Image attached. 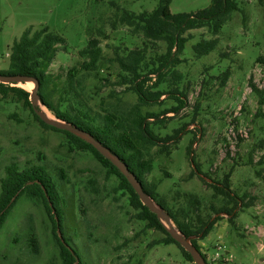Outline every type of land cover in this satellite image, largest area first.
I'll return each instance as SVG.
<instances>
[{
	"label": "rangeland",
	"instance_id": "374dc122",
	"mask_svg": "<svg viewBox=\"0 0 264 264\" xmlns=\"http://www.w3.org/2000/svg\"><path fill=\"white\" fill-rule=\"evenodd\" d=\"M161 2L0 0V71L8 68L12 44L29 29L37 31L47 28L64 39L66 51L60 47L56 49L48 70L62 77L77 63L78 52L92 35H96L98 29L107 35V39L103 36L99 38L106 58L114 57L113 49L116 46L129 49L140 47V36H132L125 27L112 31L107 24L108 18L120 16L123 12L150 13ZM211 3L212 0H169L168 6L173 15H190L208 8ZM239 9L222 27L217 48L207 56L193 58V46L202 37L211 38L207 29L186 33L193 37L186 44L183 57H180L186 61L174 68L182 73L183 79L175 86L169 83L160 85L159 90L165 92L159 99L160 104L153 103L146 107L149 112L163 114L178 106L174 98L185 101L184 108L177 113L168 112L160 117L164 120V128H153L154 133L162 138L173 136L176 130L180 134L173 143H166L171 151L169 156L156 154L153 171L147 180L158 182V194L164 196L168 203H172L177 191L197 195L202 200V212L213 219L218 217L209 234L198 242L201 251L208 256L215 252L220 254L217 264H264V116L257 114L258 98L249 84L251 80L258 89H264V62L257 61L264 59V0H239ZM160 52H164L163 45ZM228 70L230 76L221 87L218 77ZM116 72L115 63L104 64L101 75L109 81H102L103 86L99 94L96 93V101L104 100L109 104L120 99L125 103H135V96L123 94L125 87L115 85ZM170 76L166 74L165 79H170ZM151 80L147 86H152L155 76H151ZM24 84L16 86L30 93L33 85L28 82L30 85L26 87ZM95 84L92 80L87 82L90 89ZM42 110L50 115L49 118L54 117L46 108L42 107ZM262 112L264 114V107ZM12 113L17 114L16 119L9 117ZM64 144L62 135L40 127L28 112L22 110L21 105L15 108L0 104V179L4 177L5 166L10 163L24 167L27 163L45 162L49 168L64 167L69 179L76 184L96 176L103 185L100 165L89 156L67 154ZM157 150L158 147H155L153 152ZM192 161L209 180L223 183L227 178L231 190L239 198H244V203L251 205L236 208L234 225L229 223L226 215L214 212L220 207V199L211 200L214 191L191 175L194 169ZM106 187L109 189L110 184L107 183ZM82 196L79 212L76 210L79 203L75 201V209L69 201L65 209V230L69 232L76 228L79 231L80 237H75L74 245L86 264H116L139 251H145L143 264H192L183 258L175 244H160L147 250V244L163 237L155 232H150L144 238L140 236L120 251H113L112 247L139 233L141 225L130 218L131 211L124 216L128 208L120 209L119 205L111 204L109 200H99L100 197L85 191H82ZM175 199L176 207L184 205L180 198ZM119 204L124 203L121 201ZM210 204L215 207L214 211H210ZM27 218L32 220L34 233L39 240L40 254L36 256V263H32L34 258L24 240L18 244L12 242L19 229L18 238L24 237ZM83 219L96 226V235L98 230L101 231L100 247L96 248L86 241ZM119 223L120 238L115 239L114 229L109 228L117 227ZM67 232L64 235L69 240ZM51 240L50 226L42 210L20 198L0 229V264H10L12 261V254L5 259L9 256L11 245L15 247V254L24 259L22 264H43L55 253ZM218 246L221 247L219 250ZM96 249L100 252L99 256ZM118 256L120 260H116Z\"/></svg>",
	"mask_w": 264,
	"mask_h": 264
},
{
	"label": "trees",
	"instance_id": "16d2710c",
	"mask_svg": "<svg viewBox=\"0 0 264 264\" xmlns=\"http://www.w3.org/2000/svg\"><path fill=\"white\" fill-rule=\"evenodd\" d=\"M168 1L162 0L159 7L150 13L123 12L120 16L108 18L107 24L112 31L125 27L128 28L132 36H140V47L129 49L116 46L113 49L114 57L106 58L100 47L99 38L103 36L104 39H107V35L98 29L96 35H92L86 46L78 52L77 63L69 68L62 77L49 73L48 70L53 62L56 49L60 47L66 51L64 39L49 32L47 28L37 31L29 29L12 44L8 55V68L0 71V75H22L35 78L39 83L38 96L41 104L56 119L68 122L87 132L117 155L129 172L140 182L144 192L168 214L178 231L185 237H194L191 242L206 261V256L201 251L198 242L209 234L218 217L213 219L211 215L202 212V200L197 195L181 194L177 191L175 198H180L184 205L176 207L175 198L172 199V203H168L164 196L158 194V182L147 180L153 171L156 154L169 156L171 151L166 143H173L180 134V131L176 130L173 136L162 138L154 133L153 128L156 126L159 130L162 126L164 128V120L160 117L168 112L177 113L184 108L185 101L182 100L183 98H174L178 106L163 114L149 112L146 107L152 106L153 103L160 104V97L165 95L163 90H159L160 85L169 83L175 86L183 79L182 73L174 68L186 61L185 59L181 60L180 57H183L188 41L193 39L192 35L186 33L207 29L211 38L202 37L200 42L193 46V58L209 55L218 46L222 27L232 19L234 12L240 11L239 0H212L208 8L190 15H173L170 12ZM161 45L164 47L163 53L160 52ZM222 56L227 55L223 54ZM257 61L263 63L264 59L259 58ZM105 63H115L117 67V72L114 73L115 85L125 87L122 93L135 96V103H125L120 99L109 104H106L104 100L96 101L95 98L103 86L102 81H109L101 75ZM166 74L171 75L170 79H165ZM151 76H155V81L152 86H147L152 81ZM229 76L228 70L218 77L221 87L225 85ZM89 80L96 82L91 89L87 85ZM98 82L99 84H97ZM249 84L252 92L258 98L257 114L264 116L262 112L264 89H258L251 80ZM29 97V92L16 85L0 83V104H7L15 108L21 105L22 110L28 112L40 127L63 136L67 154L91 157L102 168L103 185L96 176L76 184L69 179L64 167L49 168L45 162L27 163V166L24 167H20L17 163H10L5 166L4 177L0 179V229L17 201L24 198L42 210L50 226L51 241L55 253L43 264H86L74 245L75 237L79 236V231L76 228H72L70 231L68 228L69 232L65 230V209L69 201L75 209V201L79 203L78 209H76L79 212L80 200L83 197L82 191H85L89 195L100 197L99 200H109V203L119 205L120 209L128 208L124 216L129 215L128 211H131L130 218L142 227L132 239H124L122 243L112 247L113 251H120L130 242L137 241L140 236L144 238L150 232H155L160 233L163 237L147 244V250L160 244H175L183 258L194 264L191 256L170 237L155 214L140 202L120 171L87 142L73 134L43 124L34 114ZM93 101L95 102L92 104ZM9 117L16 119L17 114L12 113ZM155 147H158V150L153 152ZM192 164L194 169L191 175L198 177L204 185L214 191L211 200L220 199L221 204L218 210L214 211L215 207L210 204V211H214L218 215H226L229 223L234 225L236 208L239 206L248 208L251 205L244 203V198H239L231 190L227 178L223 183L209 180L205 175H202L198 165L193 161ZM107 183L110 184L109 189L106 187ZM121 201L124 204H119ZM83 221L86 241L96 248L100 247L101 231L98 230L96 235L94 232L96 226L91 225L86 219ZM27 225L24 226L27 227L26 233L23 234L24 237L18 238L20 236L19 229L12 242L18 244L24 240L28 252L34 258L32 263H36V256L40 254L39 240L34 233L32 220L29 218H27ZM120 225L121 223L117 227L109 228L114 229L113 237L115 239L120 238ZM65 232L68 233L69 240L65 238ZM59 233L62 240L59 238ZM11 246L9 256L5 259H8L12 254L10 264H22L24 259H20L19 254L14 252L15 247ZM96 254L98 256L100 254L97 249ZM144 255L145 251L135 252L133 255H129L126 261L116 264H143ZM97 258L99 259V257ZM120 259V256L116 257V260Z\"/></svg>",
	"mask_w": 264,
	"mask_h": 264
},
{
	"label": "water",
	"instance_id": "95a60500",
	"mask_svg": "<svg viewBox=\"0 0 264 264\" xmlns=\"http://www.w3.org/2000/svg\"><path fill=\"white\" fill-rule=\"evenodd\" d=\"M32 83L33 88L30 92V104L34 114L40 119V121L52 128L57 130L65 131L74 136L80 138L81 140L90 144L103 158L107 159L114 167H116L120 173L126 178L127 182L130 184L136 195L138 196L140 202L161 222L164 226L170 237L177 243L179 246L187 252L194 264H206V261L202 254L193 246L191 240L194 237H185L176 226L173 224L172 220L168 216V214L159 206L157 205L154 200L144 192L140 182L135 178V176L129 172L126 165L120 160V158L113 154L108 148L103 146L99 141L95 140L90 134L87 132L80 130L79 128L75 127L74 125L56 119L55 117L49 118L41 107H44L38 96V88L39 83L38 81L29 76H1L0 75V83L6 85H17V84H24V83ZM45 108V107H44ZM59 238L61 239V234L59 233ZM62 240V239H61ZM63 242V241H62Z\"/></svg>",
	"mask_w": 264,
	"mask_h": 264
},
{
	"label": "built area",
	"instance_id": "2783aa9c",
	"mask_svg": "<svg viewBox=\"0 0 264 264\" xmlns=\"http://www.w3.org/2000/svg\"><path fill=\"white\" fill-rule=\"evenodd\" d=\"M221 247L218 246L217 249L219 250ZM206 256V262L207 264H217L218 260L220 259V254L218 252H215L213 255L208 256L206 252H203Z\"/></svg>",
	"mask_w": 264,
	"mask_h": 264
},
{
	"label": "bare ground",
	"instance_id": "6f19581e",
	"mask_svg": "<svg viewBox=\"0 0 264 264\" xmlns=\"http://www.w3.org/2000/svg\"><path fill=\"white\" fill-rule=\"evenodd\" d=\"M31 84H32V83H31ZM24 85H25L26 87H28L30 84L28 85V83H25ZM29 89H30V88H29ZM41 108H42V107H41ZM44 113H45V112H44ZM45 114L48 115V117H50V115H49L48 113H45Z\"/></svg>",
	"mask_w": 264,
	"mask_h": 264
}]
</instances>
